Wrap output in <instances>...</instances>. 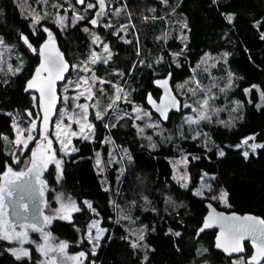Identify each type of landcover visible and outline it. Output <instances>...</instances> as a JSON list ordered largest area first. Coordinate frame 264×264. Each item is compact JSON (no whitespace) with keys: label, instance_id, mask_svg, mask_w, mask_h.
<instances>
[{"label":"trees","instance_id":"trees-1","mask_svg":"<svg viewBox=\"0 0 264 264\" xmlns=\"http://www.w3.org/2000/svg\"><path fill=\"white\" fill-rule=\"evenodd\" d=\"M64 1L49 0L48 3L58 2L61 6ZM71 2L79 12L83 11L73 0ZM169 2L170 7L161 0H117V3H126L135 15L144 39L142 50L136 41L120 42V36L112 29L99 30L101 36L110 39L116 52L113 66L120 70L113 76L115 84L107 86L108 91L99 93L100 96L106 103L113 104L114 89L110 86L119 83L127 88L130 100L128 104H121L123 110L132 113L135 104L149 110L160 130L147 128L151 139L140 138L132 120L122 117L117 121L113 110L117 109L118 102L102 119L93 118L92 140L76 139V152L69 158L58 153L61 169L50 165L47 177L50 200L54 191L62 186L81 209L74 212L70 220L57 218L49 223L50 238L66 241L73 254L85 252L84 264H203L205 261L227 264L232 258L214 248L216 232H205L197 237L207 213L205 203L211 201L226 211L254 213L264 218V148L245 158L243 149L236 147L249 136L264 142V103L261 100L264 93V0ZM31 3L39 11L44 10L41 0H31ZM151 9L154 11L150 12ZM145 15L148 19L144 20ZM229 15L233 17L231 23L226 19ZM175 16L187 25L185 40L170 29ZM50 17L32 24L18 0H0V37L12 46L13 59L17 54L19 60L15 61L20 62L22 68L15 74L0 73V184L4 183L8 167L14 172H25L32 163V160L30 165L28 162L32 159L30 152L23 155L21 162L14 163L15 117L26 112L35 117L39 114L38 102L35 103L32 94L25 89L27 81L36 75L41 58L24 44L21 34L38 50L48 39L44 31L47 28L71 54H82L90 38L85 31L89 26L87 20L61 30L53 14ZM169 29L171 36L166 40L162 36H166ZM135 36L131 33L130 38ZM204 63L209 70L203 68ZM170 73L183 106L163 123L148 104L147 97L151 94L159 98L161 91L155 80ZM181 85L183 87H179ZM253 85L257 87L252 88ZM248 88L252 91L246 93ZM207 97L210 120L188 125L186 100L203 101ZM37 141L32 149L36 148ZM109 142L130 152L131 159L121 183L115 175L119 164L107 169V182H103L96 168L97 153L104 160L110 155ZM221 150L224 156L219 155ZM115 154L118 155V150ZM182 156L188 161L187 187L179 186L173 179L171 161ZM203 177L214 189L213 194L221 189L227 192V206H222L218 198L195 193ZM123 198L129 201L136 224L147 226L144 246L138 242V247H131L132 234L117 220L114 205L123 203ZM84 201L91 202L95 211L88 209ZM95 216L100 217L107 233L93 255L86 235ZM175 232L181 235L177 237ZM10 245L0 239V264H39L41 253L34 252L32 259L18 260L9 252ZM246 249L249 256L252 249L248 243ZM43 258L48 263L52 261L48 255Z\"/></svg>","mask_w":264,"mask_h":264},{"label":"rangeland","instance_id":"rangeland-1","mask_svg":"<svg viewBox=\"0 0 264 264\" xmlns=\"http://www.w3.org/2000/svg\"><path fill=\"white\" fill-rule=\"evenodd\" d=\"M44 4V10L36 9L35 4L33 5L31 3V0H18L19 6L22 9V11L25 13V15L29 18H31L32 24H37L33 23V20L37 14L41 17L40 21L44 17L51 18L50 16L53 14V18L56 21V25L59 27L61 30H66L68 28H71L72 26H75L78 24L80 21L88 19L90 15H94L95 17L96 13L100 10L99 9V4L97 0H91L89 3L96 4L95 8H87V5H85L86 10L79 12L75 7H73V4L71 0H65L62 2L61 6L60 4H57L58 2L51 3L49 5L48 1L43 2ZM162 2V0H161ZM164 5H170L169 0H167V3H163ZM32 5V6H31ZM49 6V7H47ZM170 7V6H169ZM171 11L174 13V8H170ZM63 10V11H62ZM95 10V11H94ZM154 10L151 9L150 12ZM170 11V12H171ZM175 14V13H174ZM77 16H82L83 19H76ZM97 16V15H96ZM59 17H64L65 19L63 20V23H57ZM93 17H90L88 20L94 19ZM102 17V20L99 21V25L104 27L106 31L109 29L113 31L115 35L120 36V41L124 43H131L135 42L137 43V47H139L140 50H142L144 39L141 38L140 32L138 29V25L135 19V15L130 11V8L126 6V3L120 4L117 3V0H105V8L104 11L101 15L98 16V18ZM176 17V16H175ZM148 19V16H144L143 18ZM97 20V18H96ZM169 20V19H167ZM170 22V21H169ZM174 25L170 26L171 31L175 30L177 31V37L179 39L185 40V33H184V28H185V23L183 22L182 19L175 18V21H173ZM88 29L89 32V37L91 39V44H92V49L90 52L85 56L84 54H77L72 52V57L73 59L77 60V64L75 65L74 73L72 75V78L69 80V84L66 86V88L63 90V105L59 108L57 117L55 118L52 126V132L51 135L53 137V142L54 145H51V151H54L55 155L51 161L47 162V165L55 164L56 161H59L58 158V153L61 156H65L66 158H69L71 155L75 154L76 148H75V143L74 141L78 138L83 139V136L87 135L89 139H83V140H92L94 137V130L89 131L87 128H85L83 133H80V125L76 123V121H80V123H85V121L82 119L84 117V112L77 107V105H83L86 104L88 106L87 109V123H90L94 125L93 123V118L96 119L95 113L100 112L102 117L105 116L107 111L113 109L114 104L118 103L117 109L113 110L115 111L117 116V121L120 120L122 117L126 118L127 120H132L133 126L136 128V132L140 135V138H145V139H151L149 136V133L147 132V128H155V130L158 132L160 128H157V124L153 121L152 116L150 115L149 110L142 108L141 106L134 105L133 106V111L132 113L128 111H124L123 107L121 104L129 102V96L127 92V88H123L119 83L116 85H113L112 88L114 89V103H106V101L100 96L99 93H105L108 91L107 87L103 86L105 83L109 82L112 78L105 70V68H99L100 73L97 75L95 72L96 65L98 64L99 61L102 62H108L109 60L112 59L113 55V50L108 46L106 42L102 40V36L98 34V32L93 31V29ZM170 29L167 31L166 36L165 34L162 36L164 39L171 36V31ZM131 33H135L136 38H130ZM53 37V36H52ZM96 37H99L98 40L93 42ZM54 38V37H53ZM55 39V38H54ZM4 40V39H3ZM107 45L109 51H104V46ZM12 52V46H10L7 42L4 41V45H0V73L3 74H14L17 73L16 69L20 67V62L15 61L19 60V57L16 58L18 55L15 54V59H13V54ZM93 53L99 57L96 59L95 63L92 62V57ZM110 55V58H109ZM209 62V60H208ZM144 63V62H143ZM209 66H207L205 63L203 65V68L206 70L208 69ZM87 68L88 70L85 71L84 69ZM120 70L116 69L115 72L118 73ZM81 78H86L87 83H84V80ZM113 80V79H112ZM111 80V81H112ZM86 89H89L90 91H86ZM119 90V91H118ZM83 93V95H81ZM89 95H91V99H89ZM210 95V92H208V96ZM120 96V99L117 100L116 97ZM67 97V99H65ZM32 98L34 99V102H37V96L32 94ZM208 100V106L204 108L202 106L203 101H199L198 99H195L193 101L186 100L185 104L191 105V107H185V109L189 112L188 115H186V123L188 125L196 126L200 124L202 120H199V114L200 112H206L207 116L210 117V99L208 97L206 98ZM262 103H264V98L261 96ZM128 104V103H127ZM140 109V111H136V109ZM195 108L197 111H192V109ZM30 112L26 113H21V115L15 117L14 123H13V129H14V135H15V140L17 137V130H22L23 131V137L26 138L27 135L31 134L35 139L28 144V148L25 149L23 148L22 145L16 144L14 140V149H13V156H14V163H17V160L19 162L22 161L23 155L26 152H30V155L34 149H32V144L34 141L38 140L37 142L40 143L43 148H47V143L44 140V136L41 134V137H38L40 131V112L38 114V117H35L33 114L29 115ZM147 113V115L145 114ZM71 117V119H69ZM114 117V116H113ZM192 118L194 120H199V123H189L187 118ZM98 120V119H97ZM35 123L36 127L33 130L32 125ZM59 124V129L57 128V125ZM70 125V130L69 128L65 127ZM141 129L143 131H141ZM158 129V130H157ZM60 132L59 139L57 138V132ZM71 131H75L78 133L77 136H72ZM154 132L156 134L157 132ZM68 132V136L65 137L64 133ZM60 140L65 141V147L63 150H61L62 145L60 144ZM70 140V143L68 141ZM111 144V150H110V155L107 157V160H104L103 156L100 153L99 157L96 154V159H95V164L98 172L102 175V180L103 182H107V169H110V166H114L115 163L119 164L118 169H117V180L122 181L124 179V175L126 174V165L128 161H130L131 156L129 155L128 150H123L121 154L118 153V155L115 154V149L116 147L112 142H109ZM249 144H264V142H258L256 139L255 140H249ZM37 147V145H36ZM43 148L41 150H43ZM244 151H248L249 155L251 153L256 154L259 149L257 148L255 152H252L250 148L245 145L243 148ZM51 151L49 154H51ZM32 156V155H31ZM186 156H182L180 158H175L173 159L172 162V167H173V179L178 184L179 186L184 187L186 184L187 186L189 185V173H188V161H185ZM187 158V157H186ZM97 159L100 160L99 166L97 165ZM30 160L29 159V165H30ZM28 165V164H27ZM57 166V165H56ZM30 167V166H29ZM59 169H61V162L59 165ZM184 176L185 179L181 180L180 177ZM206 177V176H205ZM203 177L199 187L195 190V193L199 192L202 197H216L215 199L218 198V200L221 202L222 206H227V202L225 203L224 200L220 199L221 193L225 192L224 190L221 189V191L218 192V194H213L214 189H212L211 185L208 183L207 179ZM58 180V179H57ZM210 186V190H209ZM119 191V190H118ZM209 194V195H208ZM214 199V198H213ZM71 201H75L73 197L67 193L66 189L63 188L62 186H59L57 190L54 191V195L52 196V199L47 202L46 209H45V217L49 218V223H51L54 219L60 218L61 216L65 215V210L62 209V205L67 204ZM123 203L116 202L115 203V209L117 212V220L120 223H123L124 226L129 230V232L132 234V239L134 242H139L141 246H144L143 241H138V236L139 235H144L145 234V228L141 225L136 224V220L132 212L130 211V208L128 206V200L123 198ZM76 203V201H75ZM77 205V203H76ZM78 207V206H77ZM4 213H6V218L7 220L15 225L14 231L16 233L20 232H27L28 237L27 239H12V240H5L0 238L1 240L8 241L11 245L8 248L9 252L11 255H13L15 258L16 256L13 254L11 249H17V248H24L28 249L31 253L30 257H22L21 259H32L34 258V252H39L37 251V246L38 245H45L49 251H48V256L51 260H55L57 264H76L75 261H72L67 258V256H73L76 254H73L69 251V244L68 248L66 249L67 256L60 253L57 246L61 241L56 240L54 238H49L47 240V243L44 239V234L46 231L42 229L43 231H36L32 227V224L30 223H14L11 222L9 217H8V206L6 202H4ZM74 212H71V216ZM96 222L97 226L99 229H106L105 227L102 226V221L100 217L95 216V218L91 221L90 225ZM23 225V226H22ZM89 225V227H90ZM36 227V226H35ZM37 229H40L36 227ZM89 230V229H88ZM92 235L95 236L97 234V229L92 228ZM106 233H103L102 239L99 241V247L103 242V239L106 236ZM141 242V243H140ZM95 243V241H93ZM91 249L93 247V244H90ZM97 247L96 250L99 248ZM96 252V251H95ZM40 253V252H39ZM78 254V253H77ZM39 264H50L48 263L44 258L43 254L41 257H39ZM83 259V264L86 262V258ZM243 261L246 264V260L244 257H235L232 258L230 262L227 264H240V262ZM203 264H210L208 261H205ZM264 264V263H263Z\"/></svg>","mask_w":264,"mask_h":264},{"label":"snow or ice","instance_id":"snow-or-ice-1","mask_svg":"<svg viewBox=\"0 0 264 264\" xmlns=\"http://www.w3.org/2000/svg\"><path fill=\"white\" fill-rule=\"evenodd\" d=\"M43 2H46V0H43ZM99 4V11L96 13L97 16L101 15L104 11L105 8V0H97ZM163 3H167V0H162ZM77 3L79 4H85V0H77ZM96 4L93 3H88L87 8H95ZM41 17L39 14H37L33 20V23H39ZM64 17H59L57 23H63ZM76 19H83L82 16H77ZM226 19L228 20L229 23H231L233 17L231 15L227 16ZM91 24L96 25L97 20L92 19ZM185 27L187 25L185 24ZM44 31L48 33V41L45 42L44 45H42L39 54L44 58V62L40 65V67L36 70V75L33 77V79L29 80L26 86V91L28 89H38L40 94H41V100L43 101L44 99H47L48 104L47 107L44 110V117H43V124L47 125L49 122V114L51 112V109L55 105L56 101V95H55V81L63 79V73L68 71L69 65L67 62L64 61L63 55L59 52V50L55 47V41L54 38L52 37V33L49 31V29L44 28ZM85 31H88V29H85ZM21 39L23 40L24 44L27 45L29 49H31L33 52H36L37 50L32 47V44L30 43L29 39L27 36H24L21 34ZM99 37H96L93 42L98 40ZM262 39H264V34H262ZM0 45H4V40L2 37H0ZM104 51H109L107 45L104 46ZM175 55H180V53H176ZM227 55V54H225ZM97 55L93 53L92 57V62L95 63L96 59H98ZM110 58V55H109ZM106 62V61H105ZM22 70L21 67H18L16 69V72H20ZM85 71L88 69L85 68ZM42 72H47V76H42ZM15 74V73H14ZM171 74H169L170 78ZM84 80V83H87L86 78H81ZM158 84L161 86L165 87L167 89L168 82L167 80L164 81H157ZM179 87H183L182 85ZM227 87H231V83L227 85ZM256 85H253L252 88H256ZM252 88L245 89L246 93H249L252 91ZM223 91V89H221ZM86 91H90L89 89H86ZM119 91V90H118ZM83 95V93H81ZM262 98H264V93L261 94ZM67 99V97H65ZM89 99H91V95H89ZM117 100L120 99V96L116 97ZM170 104L166 105L164 107H158V111H162L165 115L164 118L167 119V108L172 107V108H177L178 107V102L176 101L175 97H170ZM155 103V102H153ZM202 106L206 108L208 106V100L204 99L202 102ZM83 112H84V117L82 119L85 121V123H80V121H76L80 125V133H83L85 128H87L89 131L93 130L94 125L87 123V109L88 106L86 104L83 105H77ZM184 107H191V105L185 104ZM136 111H140V109H136ZM192 111H197V109L193 108ZM147 115V113H145ZM31 115V113H29ZM96 119H102L101 113L98 111L95 113ZM71 119V117H69ZM189 123H199V120H205L209 119L210 117L207 116L206 112H200L199 114V120H194L192 118H187ZM221 123H224L221 121ZM36 127L35 123L32 125V129L34 130ZM59 124L57 125V128L59 129ZM69 128L70 130V125L65 126ZM141 131H143L141 129ZM60 132H57V138L59 139ZM65 137L68 136V132L64 133ZM72 136H77L78 133L75 131H71ZM7 139V137H5ZM35 137H33L31 134L27 135L26 138L23 137V131L22 130H17V137L15 140L16 144L22 145L23 148L27 149L29 142L33 141ZM83 139H89L87 135L83 136ZM44 140L47 142V148H43V146L40 143H37V147L35 150L32 151V167L29 169L28 174H31L35 172V175L39 176L40 170L43 167H46V164L48 161H51L55 155L54 151H51V145L52 141L48 139L47 135L44 136ZM249 140H255V136H249L245 139L242 140V142L238 145H236L237 148H243L245 145H247L248 148L252 150V152H255L257 148H264V144H249ZM60 144L62 145L61 150L66 146L64 140L59 141ZM70 143V140L68 141ZM43 148V150H41ZM51 151V154L49 152ZM220 156H224L225 153L223 150L219 152ZM99 157V154H97ZM243 156L245 158H248L249 152L244 151ZM194 159L196 157H193ZM187 158L185 157V161ZM17 163L19 161L17 160ZM100 160L97 159V165L99 166ZM57 168L59 169L60 161H56ZM27 175L26 173L23 172H14L11 167H8L7 171L4 173V183L0 184V238L5 239V240H12L14 238L16 239H27L28 233L25 232H20L16 233L14 231L15 225L10 223L7 218H6V213H4V202L7 197H11L13 195V189L15 187V181L19 180L22 176ZM181 180H184L185 177L181 176ZM184 187H187L185 184ZM210 190V186H209ZM40 191H43V187H41ZM197 194H200L197 192ZM227 192H222L220 199L224 200L225 203L227 202ZM214 199L216 197H213ZM88 209H91L92 211H95V209L92 206V203L89 201H84L83 202ZM23 206V205H21ZM62 209L65 210V215L61 216V219H67L70 220L71 218V212H79L81 209L77 207L75 201L69 200L67 204L62 205ZM46 222H50L48 217L44 218ZM222 221V232H221V237L217 239V248H222L225 252H228L229 254L233 252H242L243 246L241 244V241L245 239L247 236H251L253 238L254 243L256 244V251L255 253L250 257V259L246 262V264H260L261 260H264V219H259L257 217H251V216H245V217H237V216H232V217H221V216H210L208 221L205 222L204 226L199 229V232H203L205 228H209L212 226L213 221ZM23 226V225H22ZM34 230L36 231H43L42 229H37L35 225H32ZM92 228L97 229V234L95 236L92 235ZM144 228H147L145 225ZM107 229H99L97 226L96 222H93L89 230L87 231L86 238L88 239L90 244H93L92 247V254L95 255L96 248L99 247V241L102 239L103 233H105ZM171 231V229L169 230ZM175 236H180V232H175ZM50 234L45 233L44 234V239L47 242L49 239ZM144 240V235H139L138 236V241H143ZM95 241V243H93ZM258 242V243H257ZM138 242H133L131 244V247L136 248L138 247ZM58 250L60 253L64 254L67 256L66 249L68 248V243L66 241H61L59 245L57 246ZM13 254L16 256V258L19 260L22 257H30L31 253L28 249L24 248H17V249H11ZM37 251H39L41 254L47 256L49 249L45 245H38L37 246ZM86 253L81 251L76 255L73 256H67L68 259L75 261L76 264H83V259L86 258ZM145 259H147L145 257ZM50 264H55V260H52ZM240 264H245V262L241 261Z\"/></svg>","mask_w":264,"mask_h":264},{"label":"water","instance_id":"water-1","mask_svg":"<svg viewBox=\"0 0 264 264\" xmlns=\"http://www.w3.org/2000/svg\"><path fill=\"white\" fill-rule=\"evenodd\" d=\"M77 1V0H76ZM79 4V3H78ZM84 4H79V6H83ZM25 36V35H24ZM44 43H42L39 47V49L36 51L39 53L42 45H44ZM32 47L34 48V46L32 45ZM55 47L59 50V52L63 55V59L65 62H67V64L69 65L68 71L63 73V79L60 80H56L55 81V95H56V101H55V105L54 107L51 109V112L49 114V122L47 125L43 124V117H44V110L47 107L48 101L47 99H44L43 101L41 100V94L39 92L38 89H28L27 91L31 94H34L37 96V102H38V106H39V112H40V131L41 134H43V136L47 135L48 139H50L53 142V138L51 135L52 132V126H53V122L57 116L60 104H61V95H60V85L65 81L66 76L69 74L70 69H71V65L70 63L67 61L65 53L62 51V49L60 48L58 43H55ZM40 58H41V64L44 62V58L39 54ZM171 74V73H170ZM42 76H47V72H44V74ZM33 79V78H32ZM31 80V79H29ZM28 80V81H29ZM167 80L168 85H167V89L163 86H161L160 84L157 83V81H164ZM27 81V83H28ZM155 85L160 89L161 94L159 96L158 99H155L153 96H151V94H148L147 97V102L150 105V107L152 108V110L158 115V117L160 118V120L163 123H166L171 115L172 112H179L182 109L183 103L181 101V99L179 98V96L175 93V90L173 88L172 85V74L169 78V74L165 77H160L155 81ZM27 86V84H26ZM170 97H175L176 101L178 102V107L177 108H172V107H168L167 108V119L164 118V113L162 111H158L157 108L158 107H164L166 105L170 104ZM155 102V103H153ZM47 143V142H46ZM36 149V148H35ZM34 149V150H35ZM33 159V157H32ZM49 171V166L46 164V167H43L40 170L39 173V177H44ZM29 172V170H28ZM28 172L26 173L27 175L21 177L19 180L15 181V190L17 191L15 193V195L11 196V197H7L5 199V202L8 206V216L11 222L14 223H34L36 224L38 227H44L46 226L47 222L45 221V217H44V210H45V203L48 200V193L46 192V194L44 196H42V199H38L39 196H41V185L38 181L37 176L35 175V172L28 174ZM14 190V189H13ZM24 202H28L29 204L32 203L33 207H34V211L36 212V215H32L30 217H27V210L23 209V207L21 206L22 203ZM206 209H207V213L204 216L203 219V223L201 225L200 228H202L205 224L206 221H208L210 216H221V217H232V216H237V217H245V216H251V217H257L259 219H264L262 216L254 214V213H238L236 211H226L223 210L219 207H217L213 202L211 201H207L205 203ZM32 210V209H31ZM199 228V229H200ZM199 229L197 231V237H200L202 234H204L205 232H216L215 234V238H214V248L215 250L223 253L227 258H235V257H239L242 255H246L247 254V249H246V244L248 243L252 249L251 254L246 258V262L250 259V257L255 253L256 251V244L253 241V238L251 236H247L245 237V239H243L241 241V244L243 246V251L242 252H233L231 254H229L228 252H225L222 248H217L216 244H217V239L219 237H221V232L223 230L222 228V221H213L212 222V226L209 228H205L203 232H199ZM46 231L48 234H50L51 237V230L49 227L46 228ZM49 237V238H50ZM47 243V242H46ZM258 243V242H257ZM264 260H261L260 264H263Z\"/></svg>","mask_w":264,"mask_h":264},{"label":"flooded vegetation","instance_id":"flooded-vegetation-1","mask_svg":"<svg viewBox=\"0 0 264 264\" xmlns=\"http://www.w3.org/2000/svg\"><path fill=\"white\" fill-rule=\"evenodd\" d=\"M89 1H91V0H85V4L83 5V6H79V4L77 3V1L76 0H73V2H75L76 3V5L79 7V8H81V9H83V11H85L86 10V7H85V5H87L88 3H89ZM94 15L92 14V15H90L89 16V18L90 17H93ZM88 18V19H89ZM94 19H96L97 18V24L96 25H93V24H91V19L90 20H88V19H85V20H87L88 21V23H89V26H88V28L91 30V29H93V31H96V32H98V34H100V29H105L103 26L101 27L100 25H99V21L100 20H102V17H100V18H98V16H96L95 15V17H93ZM51 32V31H50ZM52 36L55 38L54 39V41H55V43H58L59 44V46H60V48L62 49V51L65 53V56H66V59H67V61L70 63V65H71V69H70V72H69V74L66 76V79H65V81L60 85V95H61V104H60V107L63 105V90L66 88V86L69 84V80L72 78V75H73V73H74V69H75V65L77 64V60L76 59H73V57H72V54L70 53V51H69V49H68V51H65V49H64V47L61 45V43L57 40V38L52 34ZM103 37V36H102ZM89 40H88V42H87V45H86V47H85V51L82 53V54H84L85 56H87V54L90 52V50L92 49V44H91V39L90 38H88ZM102 40L104 41V42H106L107 44H108V46L113 50V55H112V59L111 60H109L108 62H102V61H99L98 62V64L96 65V68H95V72L97 73V75L100 73V71H99V68H105V70H107V72L109 73V75L111 76V78L113 79V76L115 75V67L113 66V64H114V61H115V58H116V52H115V49H114V47L112 46V44H111V42H110V39L109 38H102ZM46 41H48V39L46 40ZM45 41V42H46ZM120 42H122V41H120ZM99 72V73H98ZM44 74V72H42L41 73V75H43ZM33 78V77H32ZM31 78V79H32ZM111 79V80H112ZM109 81V82H107V83H105L103 86H105V87H107V86H109V85H112V84H115V82L112 80V81ZM157 80V79H156ZM155 80V81H156ZM111 88H112V86H110ZM108 88V87H107ZM59 107V108H60ZM58 114V113H57ZM57 117V116H56ZM43 135V134H42ZM94 138V137H93ZM78 139H80V138H78ZM114 144H116L115 142H113ZM52 145H54V143H52ZM115 147H116V150H118V153L119 154H121V152L123 151V150H128L127 148H124V149H121L120 147H118L117 145H115ZM76 148V147H75ZM128 152H129V150H128ZM129 155H130V152H129ZM115 165H116V163H115ZM114 165V166H115ZM49 166V170H50V165H48ZM113 166V167H114ZM32 167V163H31V165H30V167L25 171V172H23V173H27L28 172V170L30 169ZM118 169V168H117ZM117 169L115 170V175L117 176ZM48 174H49V171H48V173L42 178V177H39L38 178V181H39V183H40V185H41V187H43V191L41 192V196H39V200L40 199H42V196H44L45 194H46V192L48 193V200H47V202L50 200V185H49V183H48ZM23 177V176H22ZM46 184H47V186H46ZM49 189V190H48ZM17 191L15 190V188H14V190H13V195H15V193H16ZM12 195V196H13ZM47 202L45 203V206L47 205ZM22 207H23V209H26L27 210V217H29V215H30V217L32 216V215H36V212L34 211V207H33V205H32V203H28V202H24V203H22ZM32 209V210H31ZM45 209H46V207H45ZM9 217V216H8ZM44 217H45V210H44ZM26 223V222H25ZM30 224H32V225H35L36 227H38L36 224H34V223H30ZM49 222H47V224H46V226H44V227H38V228H40V229H44L45 231H46V228L47 227H49ZM46 233H47V231H46ZM239 257H241V256H239ZM242 257H244L245 258V260H246V258L248 257V255L246 254V255H242Z\"/></svg>","mask_w":264,"mask_h":264},{"label":"bare ground","instance_id":"bare-ground-1","mask_svg":"<svg viewBox=\"0 0 264 264\" xmlns=\"http://www.w3.org/2000/svg\"><path fill=\"white\" fill-rule=\"evenodd\" d=\"M83 140V139H82ZM115 181H116V179H115ZM46 186H47V184H46ZM48 187V186H47ZM50 187V186H49ZM49 190V189H48ZM67 191V190H66Z\"/></svg>","mask_w":264,"mask_h":264}]
</instances>
